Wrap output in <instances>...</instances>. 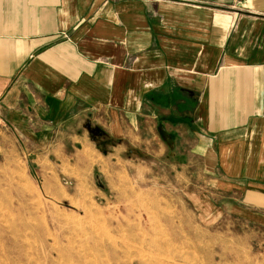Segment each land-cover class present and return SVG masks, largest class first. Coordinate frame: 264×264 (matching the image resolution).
Segmentation results:
<instances>
[{
	"label": "crops",
	"instance_id": "obj_1",
	"mask_svg": "<svg viewBox=\"0 0 264 264\" xmlns=\"http://www.w3.org/2000/svg\"><path fill=\"white\" fill-rule=\"evenodd\" d=\"M0 127L47 159L156 143L264 226V0H0Z\"/></svg>",
	"mask_w": 264,
	"mask_h": 264
},
{
	"label": "rangeland",
	"instance_id": "obj_2",
	"mask_svg": "<svg viewBox=\"0 0 264 264\" xmlns=\"http://www.w3.org/2000/svg\"><path fill=\"white\" fill-rule=\"evenodd\" d=\"M40 153L36 144L0 127V264H264V226L248 223L224 207H202L206 184L197 161L193 177L182 176L179 168L176 178L167 174L169 166L159 170L156 143L143 146L141 158L132 150L131 165L91 152L70 150L68 157L50 159ZM39 226L51 234L46 248L37 236ZM63 235L75 239L73 248ZM53 236L62 237L61 245Z\"/></svg>",
	"mask_w": 264,
	"mask_h": 264
},
{
	"label": "bare ground",
	"instance_id": "obj_3",
	"mask_svg": "<svg viewBox=\"0 0 264 264\" xmlns=\"http://www.w3.org/2000/svg\"><path fill=\"white\" fill-rule=\"evenodd\" d=\"M36 199H37V198H36ZM76 207H77V206H76ZM90 207H93V206H90ZM78 208H79V207H78ZM84 208H85V207H84ZM86 208H87V207H86ZM94 209H95V208H94ZM2 210L4 211V209H2ZM83 210H84V209H83ZM86 210H87V209H86ZM88 211H89V210H88ZM84 212H85V211H84ZM89 212H90V211H89ZM94 212H95V211H94ZM6 213H7V212H6ZM8 213H9V212H8ZM85 213H86V212H85ZM87 213H88V212H87ZM0 214H1V213H0ZM50 215H51V214H50ZM9 216H10V213H9ZM54 216H55V215H54ZM58 216H59V215H58ZM63 216H64V215H63ZM74 216H75V215H73V217H74ZM84 216L87 217V214H85ZM1 217H2V216H1ZM5 217H6V216H5ZM60 217H62V215H60ZM64 217H65V216H64ZM91 217H94V215L91 216ZM2 218H3V217H2ZM2 218H0V219H2ZM9 218H11V217H9ZM21 218H22V217H21ZM21 218H19V219H21ZM54 218H56V217H54ZM65 218H66V217H65ZM6 219H8V218L6 217ZM28 219H29V218H28ZM30 219H31V218H30ZM76 219H77V218H76ZM87 219H88V217H87ZM22 220H23V219H22ZM59 220H60V218H59ZM71 220H72V219H71ZM88 220H89V219H88ZM20 221H21V220H20ZM30 221H31V220H30ZM44 221H45V220H44ZM60 221H61V220H60ZM64 221H65V220H64ZM69 221H70V220H69ZM69 221H68V222H69ZM72 221H73V220H72ZM74 221H75V220H74ZM95 221H96V219H95ZM0 222H1V221H0ZM2 222H3V221H2ZM4 222H5V221H4ZM24 222H25V221H24ZM37 222H38V221H37ZM41 222H42V221H41ZM46 222H47V221H46ZM49 222H50V221H49ZM75 222H76V221H75ZM80 222H81V221H80ZM22 223H23V222H22ZM44 223H45V222H44ZM63 223H64V222H63ZM91 223H92V222H91ZM91 223H90V224H91ZM117 223H118V222H117ZM2 224H3V223H2ZM5 224H6V222H5ZM8 224H9V223H8ZM25 224H26V223H25ZM52 224H54V223H52ZM59 224H61V223H59ZM64 224H65V223H64ZM74 224H75V223H74ZM77 224H78V222H77ZM77 224H75V225H77ZM3 225H4V224H3ZM9 225H10V224H9ZM9 225H8V226H9ZM31 225H32V224H31ZM37 225H38V224H37ZM43 225H44V224H43ZM62 225H63V224H62ZM67 225L71 226V225L68 224V223H67ZM142 225H143V222H142V220L140 219V221H139L138 224H137V227H138L139 229H141V228H142ZM4 226H5V225H4ZM35 226H36V225H35ZM44 226H45V225H44ZM44 226H43V227H44ZM59 226H60V225H59ZM29 227H30V226H29ZM43 227L40 228V226H39V229H38V230L36 229V230H37V234H38L37 236H40V237H41V246L46 248L45 244H46V241H48L47 235L51 236V234H49L48 231L44 230L45 228H43ZM47 227H48V226H47ZM34 228H35V227H34ZM36 228H37V226H36ZM72 228H73V227H72ZM91 228H92V227H91ZM1 229H2V228L0 227V230H1ZM7 229H8V228H7ZM10 229H11V228H10ZM17 229H18V227H17ZM19 229H20V228H19ZM19 229H18V231H19ZM22 229H23V227H22ZM15 230H16V229H15ZM47 230H48V229H47ZM95 230H96V229H95ZM142 230H143V229H142ZM7 231H8V230H7ZM27 231H28V230H27ZM29 231H30V230H29ZM90 231H91V229H90ZM90 231H89V232H90ZM10 232H11V230H10ZM21 232H22V231H21ZM89 232H88V233H89ZM93 232H94V231H93ZM95 232H97V231H95ZM19 233H20V232H19ZM23 233H24V232H23ZM35 233H36V232H35ZM90 233H91V232H90ZM99 233H100V232H99ZM0 234H1V233H0ZM2 234H3V233H2ZM17 234H18V233H17ZM20 234H22V233H20ZM92 234H93V233H92ZM97 234H98V233H97ZM15 235H16V234H15ZM26 235H27V234H26ZM99 235H100V234H98V236H99ZM1 236H2V235H1ZM10 236H11V235H10ZM12 236H14L13 233H12ZM87 236H88V235H87ZM91 236H92V235H91ZM93 236H94V235H93ZM98 236H97V237H98ZM8 237H9V236H8ZM18 237H19V236H18ZM20 237H21V236H20ZM62 237H63V239H66V241H67V244H66V245H67L70 249L73 248V247H72V246H73V243H74L73 241H75V239L70 238V237L65 236V235H63ZM62 237H61V239H60V238H57V237L53 236V238H54L53 241H54L55 243H58V244H59L60 242H62V241H61V240H62ZM104 237H105V236H104ZM104 237H103V238H104ZM15 238H16V237L14 236V239H13V240H15ZM25 238H26V237H25ZM29 238H30V237H29ZM31 238H32V237H31ZM36 238H37V237H36ZM90 238H91V237H90ZM93 238H94V237H93ZM110 238H112V237H110ZM124 238H125V237H124ZM2 239H3V238L0 237L1 247L3 246L2 244H3V242H4V239H3V240H2ZM18 239H19V238H17V240H18ZM49 239H50V238H49ZM72 239H73V240H72ZM95 239H96V238H95ZM87 240H88V239H87ZM97 240H98V239H97ZM112 240H113V238H112ZM112 240H111V241H112ZM88 241H89V240H88ZM104 241H105V240H104ZM107 241L110 242L109 240H107ZM115 241H116V240H115ZM5 242H6V241H5ZM89 242H90V241H89ZM101 242H102V241H101ZM122 242H123V241H122ZM127 242H128V241H127ZM140 242H141V241H140ZM144 242H145V241H144ZM10 243H11V242H10ZM30 243H31V242H30ZM85 243H86V242H85ZM96 243H97V242H96ZM96 243H95V244H96ZM113 243H114V242H113ZM118 243H119V242H118ZM138 243H139V242H138ZM142 243H143V242H142ZM27 244H29V243H27ZM58 244H57V246H58ZM93 244H94V243H93ZM101 244H103V243H101ZM123 244L125 245L124 242H123ZM136 244H137V243H136ZM143 244H144V243H143ZM29 245H30V244H29ZM59 245H61V244H59ZM91 245H92V244H91ZM115 245H117V244H115ZM25 246H26V245H25ZM25 246H24V247H25ZM36 246H37V245H36ZM36 246H35V247H36ZM38 246H39V245H38ZM38 246H37V247H38ZM57 246H56V247H57ZM86 246H87V245H86ZM89 246H90V245H89ZM89 246H88V247H89ZM95 246H96V245H95ZM95 246H94V247H95ZM98 246H100V245H98ZM103 246H105V245L103 244ZM107 246H108V245H107ZM113 246H114V245H113ZM119 246H120V245H119ZM121 246H122V245H121ZM121 246H120V247H121ZM125 246H126V245H125ZM135 246H137V245H135ZM139 246H144V245L140 244ZM4 247L7 248V246H5V245H4ZM9 247H10V245H9ZM11 247H12V246H11ZM27 247H28V246H26V248H27ZM68 247H65V248H68ZM82 247H84V245H82ZM101 247H102V246H101ZM111 247H112V246H111ZM115 247H116V246H115ZM123 247H124V246H122V248H123ZM59 248H60V247H59ZM59 248H58V249H59ZM74 248H75V246H74ZM78 248H79V247H78ZM89 248H90V247H89ZM102 248H103V247H102ZM105 248H106V246H105ZM112 248H113V247H112ZM141 248H142V247H141ZM0 249H1V248H0ZM10 249H11V248H10ZM37 249H38V248H37ZM54 249H55V248H54ZM61 249H62V248H61ZM93 249H94V248H93ZM125 249H126V248H125ZM18 250H19V249H18ZM29 250H30V249H29ZM52 250H53V249H52ZM52 250H51V251H52ZM66 250L68 251V249H66ZM73 250H74V249H73ZM82 250H83V249H82ZM84 250H87V249H84ZM84 250H83V251H84ZM107 250H108V249H107ZM136 250H137V249H136ZM4 251H5V250H3V251L1 250V253L4 252ZM23 251H24V250H23ZM54 251H55V250H54ZM70 251H71V250H70ZM70 251H69V252H70ZM78 251H79V250H78ZM80 251H81V250H80ZM96 251H97V250H96ZM113 251H114V250H113ZM143 251H144V248H143ZM11 252H12V251H11ZM34 252H35V251H34ZM57 252H58V251H57ZM61 252H63V251H61ZM81 252H82V251H81ZM91 252H92V251H91ZM105 252H106V251H105ZM127 252H128V250H127ZM6 253H7V252H6ZM6 253H5V254H6ZM51 253H52V252H51ZM72 253H73V252H72ZM72 253H71V254H72ZM114 253H115V254H118V252H117V253L114 252ZM124 253H126V252H124ZM2 254H3V253H2ZM21 254H22V253H21ZM25 254H26V253H25ZM33 254H34V253H33ZM57 254H58V253H57ZM62 254H63V253H62ZM87 254H89V252H88ZM151 254H152V253H151ZM154 254H155V253H154ZM8 255H10L9 252H8ZM27 255H28V253H27ZM29 255H30V254H29ZM79 255L81 256V254H79ZM83 255H85V252H84ZM119 255H120V253H119L117 256H119ZM145 255H146V254H145ZM156 255H157V254H156ZM0 256H1V254H0ZM19 256H20V255H18V257H19ZM37 256H38V255H37ZM48 256H49V254H48ZM59 256H60V258H61V256H62L61 253L59 254ZM64 256H65V254H64ZM108 256H109V255H108ZM15 257H16V256H15ZM26 257H28V256H26ZM49 257H50V256H49ZM55 257H56V256H55ZM55 257H53V258L55 259ZM72 257H73V256H72ZM81 257H82V256H81ZM81 257H80V258H81ZM121 257H122V256H121ZM137 257L139 258V256H137ZM141 257H142V256H141ZM141 257H140V258H141ZM29 258H30V257H29ZM29 258H28V259H29ZM57 258H58V257H57ZM62 258H63V256H62ZM62 258H61V259H62ZM117 258H118V257H117ZM138 258H137V259H138ZM38 259H39V258H38ZM46 259H47V257H46ZM61 259H60V260H61ZM88 259L91 260L90 257H89ZM105 259H106V260H109V259H107V258H105ZM142 259H143V257H142ZM13 260H14V259H13ZM18 260H20V257H19ZM70 260H71V258H70ZM81 260H83V259H81ZM112 260H113V259H112V257H111V262H112ZM118 260H119V259H118ZM138 260H140V259H138ZM143 260H144V259H143ZM28 261H29V260H28ZM40 261H41V260H40ZM87 261H88V260H87ZM114 261L116 262V259H115ZM13 262H15V260H14ZM19 262H20V261H19ZM85 262H86V261H85ZM103 262H104V261H103ZM105 262H106V261H105ZM117 262H118V261H117ZM119 262H120V261H119ZM142 262H143V261H142ZM142 262H140V263L138 262V263H139V264H145V263H142ZM16 263H17V262H16ZM45 263L47 264L48 262H45ZM50 263H51V262H50ZM94 263H95V262H94ZM94 263H93V264H94ZM26 264H27V263H26ZM38 264H39V263H38ZM81 264H82V261H81ZM109 264H110V263H109ZM114 264H115V263H114ZM146 264H147V263H146Z\"/></svg>",
	"mask_w": 264,
	"mask_h": 264
}]
</instances>
